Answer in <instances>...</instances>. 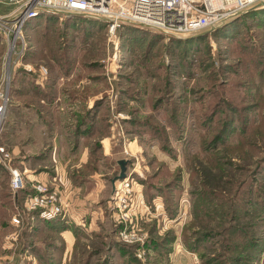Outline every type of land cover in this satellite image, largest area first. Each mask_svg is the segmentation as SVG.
<instances>
[{"label": "rangeland", "instance_id": "374dc122", "mask_svg": "<svg viewBox=\"0 0 264 264\" xmlns=\"http://www.w3.org/2000/svg\"><path fill=\"white\" fill-rule=\"evenodd\" d=\"M15 8L0 4V13ZM48 14L25 25L22 57L0 34V79L9 57L17 70L0 143L24 176L20 204L45 193L61 210L44 218L27 209L17 226V205L3 199L0 264L55 263L51 245L65 230L75 238L67 264H264V7L201 37L131 24L111 34L79 15ZM121 159L126 177L113 183ZM56 162L67 172L56 174ZM41 171L45 182L29 180ZM9 180L0 168L3 196ZM122 182L131 211L117 206Z\"/></svg>", "mask_w": 264, "mask_h": 264}, {"label": "built area", "instance_id": "2783aa9c", "mask_svg": "<svg viewBox=\"0 0 264 264\" xmlns=\"http://www.w3.org/2000/svg\"><path fill=\"white\" fill-rule=\"evenodd\" d=\"M0 4L16 6L12 12L0 13V34L7 42L8 54L22 57L23 53L19 52L18 46L25 42V25L40 13L101 19L107 21L111 34H115L123 25L131 24L164 34L189 36L218 27L251 8L264 7V0H0ZM11 65L9 57L0 79V119L5 116L12 99ZM27 69L33 70L34 67L28 65ZM11 159L12 152L0 143V164L10 169L11 186L16 196L24 187V176L19 169L11 166ZM123 183L117 186V206L131 211L134 203L129 183L126 182L124 186ZM54 199L55 195L45 193L27 197L24 205L17 203L19 211L13 223L23 226L27 209H41L42 217L52 218L61 210L54 205ZM6 239L7 247L12 248L18 241V233L8 234Z\"/></svg>", "mask_w": 264, "mask_h": 264}, {"label": "crops", "instance_id": "0c3cea01", "mask_svg": "<svg viewBox=\"0 0 264 264\" xmlns=\"http://www.w3.org/2000/svg\"><path fill=\"white\" fill-rule=\"evenodd\" d=\"M83 124L86 125V122H84ZM85 125H83V126L86 127ZM82 132H85V130H82L80 133L83 134ZM91 136H93V134L89 136V139L87 141L84 138H83V140H85V142L88 144L89 140L93 139ZM42 142L43 141H41V143ZM85 142H84V144H85ZM53 149L54 150H58V146L57 147L55 146ZM54 150H53V152H54ZM53 155H55V154H53ZM56 157H57V155H56ZM88 157H89L88 154H86L85 157H83V160L81 161L80 165L77 166V169H79L82 166V163L87 162ZM27 168L29 169V167H27ZM44 168L49 169L47 166L44 167ZM55 170H56L55 171L56 174H61V175H63L64 172H67L65 170V166H63L61 163H57V162L55 163ZM25 173H28V170H26ZM48 173H49V171H47V172L41 171V172H38V174L29 173L28 178H29L30 181H32V180L34 181L35 178H39L40 181H44L45 182V180L48 179V175H49ZM90 177L94 178L93 175H90ZM70 180H71V178H70ZM87 184H88V179L86 180V182H82V184L79 187L86 186ZM61 234H63V240H64L62 245L59 242H57V244H52L51 242H49V243L52 244L51 245L52 249L54 250V254L56 255V257H55L56 259H54L55 260L54 262L55 263L58 262V264H67L68 258H69V254L70 253L72 254V252H73V247H74L73 245L75 243V238H73L74 235L71 236L69 230H65ZM19 244H20V246H19V248H20L21 245L23 244V242L21 241ZM29 250H33V253L39 252V249H38L37 245L33 244L32 242L29 243ZM18 252L20 254H23V250L22 251H18ZM54 254H52L53 257H54ZM26 257L30 258L31 256L27 255ZM47 262H49V259H47ZM55 263H53V264H55ZM28 264H37V261H35L33 259V261L31 263L28 262ZM47 264H50V263H47Z\"/></svg>", "mask_w": 264, "mask_h": 264}, {"label": "trees", "instance_id": "16d2710c", "mask_svg": "<svg viewBox=\"0 0 264 264\" xmlns=\"http://www.w3.org/2000/svg\"><path fill=\"white\" fill-rule=\"evenodd\" d=\"M261 9V8H260ZM44 14H47V13H44ZM48 15H51V16H59V14H52V13H50V14H48ZM243 15V14H242ZM241 15V16H242ZM245 15V14H244ZM79 16H81V15H79ZM83 18H85L87 21H90V22H94V23H103V24H107V21H104V20H101V19H96V18H88V17H85V16H82ZM239 17V16H238ZM36 19H37V17H35ZM35 18H33V19H31V20H29L28 22H27V26L31 23V21L32 20H35ZM237 18V17H236ZM108 25V24H107ZM138 29H141V28H139V27H137ZM143 30H149V31H152V32H156V33H160V32H157V31H154V30H150V29H145V28H143ZM206 35V34H205ZM201 36H203V35H200V36H197V37H201ZM171 37V39L172 40H175V41H178V42H184L185 40H189V38H186V39H183V38H179V37H172V36H170ZM21 70L22 71H24V69H22L21 68ZM17 71V70H16ZM16 71H14L13 72V76H12V81H11V94L15 91V90H17V81H16V78H15V72ZM17 74V73H16ZM27 78H30V79H32L34 82H35V80H34V78H32V77H30V75L28 76V74H27ZM31 81V80H30ZM32 81V82H33ZM16 83V84H15ZM50 84V83H49ZM36 86H38V87H41V86H39V85H36ZM36 94H38V95H40V93L37 91L36 92ZM12 97H13V95H12ZM11 102H12V99H11ZM11 102H10V104H11ZM9 104V105H10ZM0 168L6 173V175L8 176V179H10L9 181H8V183H9V185H10V188H11V180H12V173H11V171H10V169L9 168H7V167H5L4 165H2V164H0ZM27 189H21V190H19L18 191V194H17V196H15V194L13 193V191H11L10 193H9V195L7 194V195H5V196H3V195H1V193H0V202H1V204H2V202H3V199H5V198H10V200H11V202H12V204H13V207H14V212H15V207H16V205H17V203H20V202H22V200H23V198H24V196H25V194L27 193V191H26ZM3 207H5V203H3ZM1 209V208H0ZM9 210V209H8ZM2 215H4L5 217H2ZM9 217V215L6 213V211H0V223H3L7 218ZM40 223L44 226V225H46V223L43 221V220H41L40 221ZM8 224V223H7ZM9 225V224H8ZM55 229H57V227H56V225H54L53 226ZM24 233H26V231L24 232ZM34 248V247H33ZM130 256V255H129ZM131 257V256H130ZM136 259V258H135ZM85 260H87L86 262H85V264H89V262H90V259L88 258H86ZM85 260H83V261H85ZM136 260H138V259H136ZM130 261V260H129ZM82 262V261H81ZM80 263V262H79ZM220 264H222V263H220Z\"/></svg>", "mask_w": 264, "mask_h": 264}, {"label": "water", "instance_id": "95a60500", "mask_svg": "<svg viewBox=\"0 0 264 264\" xmlns=\"http://www.w3.org/2000/svg\"><path fill=\"white\" fill-rule=\"evenodd\" d=\"M263 5V4H262ZM238 16H240V15H238ZM237 16V17H238ZM222 25V24H221ZM220 25V26H221ZM220 26H218V27H220ZM218 27H214V28H212V29H210V30H208V31H205V32H203V33H200V34H197V35H195V36H193V37H196V36H200V35H205V34H208V33H211L212 31H214L216 28H218ZM127 163H128V160H126V159H121V160H119V164H120V166H121V171H120V174L119 175H117L114 179H113V183H115V181H117V180H121V179H124L125 177H126V171H127ZM17 196V195H16Z\"/></svg>", "mask_w": 264, "mask_h": 264}]
</instances>
